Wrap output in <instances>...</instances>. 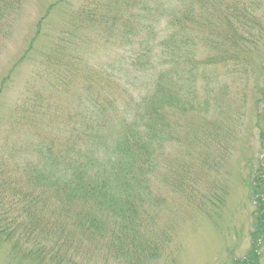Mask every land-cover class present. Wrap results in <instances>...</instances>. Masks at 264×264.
I'll return each mask as SVG.
<instances>
[{"label":"trees","instance_id":"1","mask_svg":"<svg viewBox=\"0 0 264 264\" xmlns=\"http://www.w3.org/2000/svg\"><path fill=\"white\" fill-rule=\"evenodd\" d=\"M118 1L129 6V18L119 27L120 38L129 39V68L155 70L150 75L154 82L150 93L137 95L138 106L122 115L126 104L121 108V95L116 93L112 100V93L107 92L105 97L104 87L99 89V74L82 72L76 78L78 70L71 61L57 63L55 72L52 68L41 80L54 78L58 90L45 98L35 92L25 113L13 119L15 128L21 125L26 131V156L14 159L9 143L0 155V244H10L14 249L25 240L32 245L23 251L24 257L39 264H82L91 257L89 244L102 239L126 258L130 244L144 248L151 243L155 218L150 205L158 202L154 190L149 189L151 173L161 163L172 162L171 172L179 165L189 182L192 178L188 163L163 158L158 150L173 134L184 140L196 137L208 141L213 131L221 129L209 115L218 98L219 102L228 99L227 86H213L221 74H213L211 67L236 61L235 51L244 46L245 31L258 24L257 12L263 5L262 0ZM9 5L7 0H0V19ZM166 15L170 33L163 39L164 30L159 25ZM75 16L79 22H108L100 4L93 0H87ZM114 26L115 22L110 28ZM197 34L216 49L215 56L199 59ZM70 49V57L79 63V43ZM59 50L57 46L56 53ZM233 73L246 80L243 67ZM71 74L86 81L79 100L84 115L73 116L52 105V99L60 100V91H66ZM133 76L129 73V94L130 88L136 90L130 84ZM243 86L237 96L246 94ZM173 111L198 114L200 120L193 121L194 133L189 128L186 135L180 132L183 126ZM54 113L71 121L64 124L62 132H55L54 125L45 122L49 134L42 135L45 123L39 117ZM17 142L14 147L24 146L22 139L17 138ZM224 157L215 159L216 164ZM251 186L257 202L258 232L252 235L251 252L232 264H260L261 260L263 176ZM186 188L194 191V183Z\"/></svg>","mask_w":264,"mask_h":264},{"label":"rangeland","instance_id":"2","mask_svg":"<svg viewBox=\"0 0 264 264\" xmlns=\"http://www.w3.org/2000/svg\"><path fill=\"white\" fill-rule=\"evenodd\" d=\"M7 2L10 9L0 19V155L9 143L14 159L21 160L26 156L29 151L25 147L26 131L21 125L15 128L13 119L17 114L25 113L35 92L45 98L58 90L59 84L54 78L41 80L52 68L55 72L57 63L71 61L78 70L76 78L81 77L82 72L99 74V89L104 87L105 97L107 92L112 93V100L116 93L121 95V108L126 104L122 115L132 113L138 106L137 95L143 96L153 89L150 75L155 70L129 68V39L120 38L119 31L120 25L129 18L127 3L93 0L100 4L101 14L108 22H79L75 13L87 0ZM262 2L257 12L259 22L245 31L246 41L242 48L236 49V61L211 67L213 74H221L213 86H227L228 99L219 102L218 98L209 115L221 129L213 131L209 135L212 139L209 137L208 141L196 137L184 140L173 134L158 150L163 158L188 163L192 178L189 182L179 165L171 172L172 162L161 163L151 173L149 189H153V194L158 197L157 205H150L155 218L151 243L145 244L144 248L130 244L126 258L102 239L89 244L91 257L85 258L82 264H230L251 252L252 235L258 232L257 202L251 185L260 176L264 178V41L260 40L264 37V0ZM163 19L159 26L164 30L162 36L165 39L170 33L168 15ZM200 38L197 34L199 59L215 56L216 49ZM76 42L80 49L79 63L70 57V48ZM57 46L60 50L56 53ZM241 67L247 70L245 81L233 73ZM129 73L134 75L130 81L136 89L130 88L131 94H135L133 98L129 94ZM83 79H74L71 74L66 91L59 93L61 101L52 99V105L70 111L73 116L84 115L79 103L86 82ZM111 79L112 84L109 83ZM242 86L246 94L241 92L237 96ZM68 95L71 97L67 98ZM224 109L227 110L223 112ZM174 116L183 126L179 130L184 135L188 128L194 133L193 121L200 120L196 113L177 112ZM39 118L53 124L55 132H62L64 124L71 121L55 113ZM188 121H192L189 127ZM43 128L42 135L48 136L49 125L45 123ZM17 138L24 142L20 149L14 147ZM223 154V161L216 164L215 159ZM190 183H194V191L187 190ZM261 195L264 199V190ZM30 245L25 240L14 249L10 244H0V264H39L23 255V251L31 249ZM260 253V264H264V243Z\"/></svg>","mask_w":264,"mask_h":264}]
</instances>
